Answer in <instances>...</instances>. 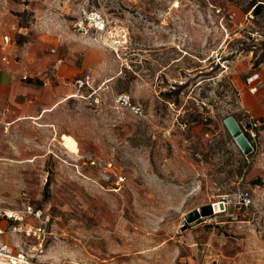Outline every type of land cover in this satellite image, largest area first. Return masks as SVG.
Returning <instances> with one entry per match:
<instances>
[{
  "label": "rangeland",
  "instance_id": "1",
  "mask_svg": "<svg viewBox=\"0 0 264 264\" xmlns=\"http://www.w3.org/2000/svg\"><path fill=\"white\" fill-rule=\"evenodd\" d=\"M121 1L7 0L22 27L11 32L15 43L46 37L40 82L76 95L7 125L0 110V210L31 205L49 216L40 250L20 244L37 264H264V175L240 178L264 139L246 161L228 132H216L226 116L242 117L238 92L264 89V60L254 65L264 53V0ZM82 4L119 35L74 33ZM120 93L141 113L117 104ZM222 196L227 212L185 221Z\"/></svg>",
  "mask_w": 264,
  "mask_h": 264
},
{
  "label": "crops",
  "instance_id": "2",
  "mask_svg": "<svg viewBox=\"0 0 264 264\" xmlns=\"http://www.w3.org/2000/svg\"><path fill=\"white\" fill-rule=\"evenodd\" d=\"M18 27L16 20L9 15L7 0H0V31L8 33L11 37V32ZM45 38L38 34L37 38L22 44L15 43L11 38L14 43L8 49V57L13 58V62L1 60L0 55V110L5 111V113L2 112L4 114L2 119H7V121L0 119L1 121L11 124L21 119L39 118L72 93L70 86L60 82L54 80L40 82L47 68V58L41 55L44 47L48 45ZM54 49L55 47L52 46L51 50ZM15 59L17 61H14ZM60 70L61 68L57 67L56 77H59ZM260 74L264 77V69L260 70ZM24 76L27 78L24 79ZM237 105L242 112L241 118L234 116L238 123L241 122L242 125L246 119H258L261 123L259 130L264 131V89L256 88L255 84L244 92H238ZM216 132L227 133L228 131L224 127ZM232 148L242 157V160L248 161L250 155L243 154L234 142ZM261 154L262 157L257 158L250 171L242 173L240 178L243 181L252 179L256 174L264 175V168H261L264 167V148Z\"/></svg>",
  "mask_w": 264,
  "mask_h": 264
},
{
  "label": "built area",
  "instance_id": "3",
  "mask_svg": "<svg viewBox=\"0 0 264 264\" xmlns=\"http://www.w3.org/2000/svg\"><path fill=\"white\" fill-rule=\"evenodd\" d=\"M112 7H119L121 0H110ZM130 1V0H128ZM109 20L106 15L97 9H87L84 5H78V14L75 19L71 22V29L74 33L80 35L95 34L97 38L101 36L114 37L119 35L117 29L108 27ZM121 35V34H120ZM123 37V36H122ZM118 40H115V43ZM14 43L8 33L0 31V55L1 60L6 61L8 58V49L10 45ZM257 77V75H255ZM254 76V78H256ZM24 79L27 76L23 77ZM115 102L121 106L129 108L134 113L140 114L141 108L135 105L130 95L127 93H120L116 96ZM249 127L243 126V133L246 134L252 151L257 147L258 139L264 138V131L259 130L261 125L258 119H248ZM0 125L2 122L0 120ZM4 125H7L5 123ZM242 128V127H241ZM246 132V133H245ZM248 136V137H247ZM95 166L94 162H91ZM222 207H218V211H214L213 214L227 212L228 198L222 196L219 200ZM251 202V198L247 193H243L240 196V203L247 205ZM228 216L232 219L235 218L233 213H228ZM0 218H4L6 221L5 226H1L0 223V264H37L33 256L29 253V249L24 250L20 244L25 243V239L31 240L33 246L37 250L41 249L43 242L49 234L48 222L49 216L45 215L40 209L34 208L31 205H26L22 209H6L0 210ZM12 235L20 236V242H11L9 237Z\"/></svg>",
  "mask_w": 264,
  "mask_h": 264
},
{
  "label": "water",
  "instance_id": "4",
  "mask_svg": "<svg viewBox=\"0 0 264 264\" xmlns=\"http://www.w3.org/2000/svg\"><path fill=\"white\" fill-rule=\"evenodd\" d=\"M223 124L227 129L228 133L232 136L234 142L242 151L243 154L247 155L252 152L251 145L246 138L245 134L242 131L240 124L234 119L232 115H228L223 119ZM246 128L249 127V120L246 119L243 122ZM222 207V204L219 205ZM215 206L210 204H204L199 206L197 209H193L184 215V219L187 223H191L196 221L197 219L208 216L214 212ZM187 226L184 224L181 227V230H185Z\"/></svg>",
  "mask_w": 264,
  "mask_h": 264
},
{
  "label": "bare ground",
  "instance_id": "5",
  "mask_svg": "<svg viewBox=\"0 0 264 264\" xmlns=\"http://www.w3.org/2000/svg\"><path fill=\"white\" fill-rule=\"evenodd\" d=\"M176 4V3H175ZM110 78L106 79L105 81L109 80ZM75 93H70L69 95L66 96V98H70L72 96H75ZM50 109V108H49ZM37 118V117H36ZM60 140L61 144L70 152H77V142L76 140L67 133H61L60 134ZM215 206L214 211H218V207L221 204L220 201H216L212 203ZM220 208V207H219Z\"/></svg>",
  "mask_w": 264,
  "mask_h": 264
},
{
  "label": "trees",
  "instance_id": "6",
  "mask_svg": "<svg viewBox=\"0 0 264 264\" xmlns=\"http://www.w3.org/2000/svg\"><path fill=\"white\" fill-rule=\"evenodd\" d=\"M262 6L263 4L261 2L254 1L251 5L253 13H258L261 10ZM263 60H264V53H261L259 56H256L254 65L260 64V62Z\"/></svg>",
  "mask_w": 264,
  "mask_h": 264
}]
</instances>
